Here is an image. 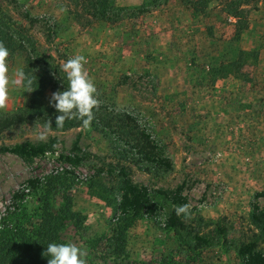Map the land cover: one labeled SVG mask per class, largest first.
Wrapping results in <instances>:
<instances>
[{"label":"rangeland","instance_id":"1","mask_svg":"<svg viewBox=\"0 0 264 264\" xmlns=\"http://www.w3.org/2000/svg\"><path fill=\"white\" fill-rule=\"evenodd\" d=\"M93 4L0 0L9 21L31 39L26 51L8 56L9 77L25 70L32 75L36 68L46 72L51 80L38 86L46 106L57 111L51 94L68 84L60 65L83 55L99 94L98 115L111 116L104 117L110 123L106 132L94 125L49 130L34 121L5 129L0 146L38 143L45 135L55 139V151L29 162L0 151V224L23 219L8 208L26 179L66 168L74 172L73 209L85 219L65 243L85 249L87 264H239L236 247L248 241L264 253V236L251 220L254 196L264 192V0H112L107 19L90 13ZM33 49L45 63L27 65ZM242 50L248 79L223 77L225 62ZM27 86L25 79L21 86L10 85L0 113L25 106L31 96ZM141 131L161 145L170 170L144 168L135 156H123L120 137L134 144ZM77 137L85 158L70 166L59 155L70 153ZM121 167L149 188L183 183L190 216H178L182 226L169 231L165 220L179 205L163 202L154 216L139 214L120 256L114 253L112 208L89 181L115 191ZM55 194L53 210L60 202L59 191ZM38 195L20 201V212L38 206ZM257 201L264 209V196ZM196 235L209 243L197 245Z\"/></svg>","mask_w":264,"mask_h":264},{"label":"trees","instance_id":"2","mask_svg":"<svg viewBox=\"0 0 264 264\" xmlns=\"http://www.w3.org/2000/svg\"><path fill=\"white\" fill-rule=\"evenodd\" d=\"M112 6V0H94V4L90 6V13L107 19L106 13L110 11ZM17 27L9 21L0 6V42L4 43L10 54L15 53L18 49L26 51L25 43L31 41L26 36V33H23L22 29ZM31 46L33 48V45ZM34 50L27 53V65H33L36 62L45 63L43 58L36 56ZM246 53L247 51L242 50L239 58L225 62L221 72L223 77L234 75L236 78L248 79L242 57ZM24 74L25 83L28 82V79L32 81L31 88L33 90L31 91L30 99L25 106L20 107L11 115L0 113V134L15 123H29L32 121L47 125L50 120L52 123L50 130L57 131H65L82 126L81 120L72 119L66 120L62 128H57L55 119L59 113L55 110H50L46 106L41 87L38 86L39 84L43 85L44 82H49L51 80L50 77L46 72L37 68L32 75L28 74L27 70H25ZM98 112L102 113L100 110L94 109V119L91 125L101 131L105 129L106 132L108 127H110L108 126L110 123L107 120L110 121L111 116L110 114L99 116ZM105 116H107V120L104 118ZM98 125H101V127ZM78 142L79 137L73 142L70 153L59 155L60 159L70 166L78 165L85 158ZM120 142L118 145L122 146L123 156H135V159L142 163V167L163 170L171 169V160L164 153L161 145L144 131L138 133L134 144L121 137ZM54 145L55 139L51 138L38 143L24 141L13 145H2L0 146V151L11 153L20 157L23 161L29 162L47 152H54ZM73 173L72 170L65 168L49 176L28 178L12 194L11 204L8 209L13 208V211L15 210L14 212H17V214L23 213L24 217L21 222H15L14 226L4 221L0 224V264H48L50 257L44 255L48 244L65 243L67 233L75 232L81 226L85 217L73 209V199L69 191V187L75 183ZM118 173L120 183L115 191L93 178L89 181V188L95 189L98 197L112 208L115 224L114 253L121 256L125 255L124 246L127 232L139 214L150 218L162 209L163 202L184 205L187 204V196L183 193V183L171 189L149 188L145 184L134 182L124 167H121ZM45 187H47L45 194L38 195L39 191ZM57 191L60 193V202L56 210H53V195L55 196ZM32 195H38V206L29 211L26 206H23L20 212L21 205L19 202L24 200L26 196ZM260 196H264V192L255 194L254 201L251 203V220L264 236V209L257 201ZM181 226L182 221L179 220L174 212L166 218L164 223L165 229L169 231H179ZM195 240L198 243L197 245L200 246L209 243L206 238L198 235L195 236ZM236 257L239 260V264H264V253L257 249L255 241H248L236 247Z\"/></svg>","mask_w":264,"mask_h":264},{"label":"clouds","instance_id":"3","mask_svg":"<svg viewBox=\"0 0 264 264\" xmlns=\"http://www.w3.org/2000/svg\"><path fill=\"white\" fill-rule=\"evenodd\" d=\"M9 50L0 42V110L6 109L9 99V86H21L25 79L24 73L18 71L14 79L9 77L7 58ZM87 59L83 55H76L60 65L68 81L67 88L63 91H56L51 94L49 103L59 115L56 116L55 126L62 128L66 120L79 119L83 128L90 127L94 119V109L100 106L97 88L85 70ZM31 79H28L27 91H32ZM52 123L47 122L50 130ZM42 141L46 140L41 135ZM177 216H190V205H179L175 208ZM44 255L50 257L48 264H87V253L80 245L73 241L67 243L48 244Z\"/></svg>","mask_w":264,"mask_h":264}]
</instances>
